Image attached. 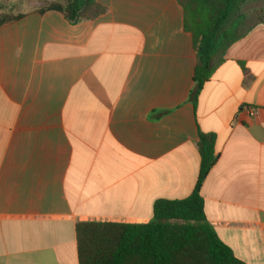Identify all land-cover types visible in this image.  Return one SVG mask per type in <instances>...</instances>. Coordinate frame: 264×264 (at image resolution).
I'll return each instance as SVG.
<instances>
[{"label": "crops", "instance_id": "obj_1", "mask_svg": "<svg viewBox=\"0 0 264 264\" xmlns=\"http://www.w3.org/2000/svg\"><path fill=\"white\" fill-rule=\"evenodd\" d=\"M97 2L92 20L38 9L0 27V264H79L78 223L147 224L156 201L188 198L199 132L216 136L206 220L264 264V25L193 104L178 0Z\"/></svg>", "mask_w": 264, "mask_h": 264}, {"label": "trees", "instance_id": "obj_2", "mask_svg": "<svg viewBox=\"0 0 264 264\" xmlns=\"http://www.w3.org/2000/svg\"><path fill=\"white\" fill-rule=\"evenodd\" d=\"M178 0L185 30L197 57L190 101L224 63L227 51L264 25V0ZM58 11L73 24L104 12L97 0H59L39 11ZM0 18V27L23 17ZM200 172L193 193L182 200L160 199L147 224L81 222L76 226L79 264H246L218 237L204 213L202 186L217 162L216 136L199 132Z\"/></svg>", "mask_w": 264, "mask_h": 264}, {"label": "rangeland", "instance_id": "obj_3", "mask_svg": "<svg viewBox=\"0 0 264 264\" xmlns=\"http://www.w3.org/2000/svg\"><path fill=\"white\" fill-rule=\"evenodd\" d=\"M56 1L59 0H3L0 5H3L1 11L5 14L14 15L42 9ZM254 5H257V0L249 2L243 9H250Z\"/></svg>", "mask_w": 264, "mask_h": 264}, {"label": "built area", "instance_id": "obj_4", "mask_svg": "<svg viewBox=\"0 0 264 264\" xmlns=\"http://www.w3.org/2000/svg\"><path fill=\"white\" fill-rule=\"evenodd\" d=\"M245 112L250 118H255L257 116V112L253 108H246Z\"/></svg>", "mask_w": 264, "mask_h": 264}]
</instances>
